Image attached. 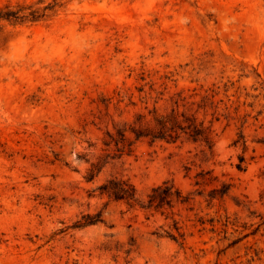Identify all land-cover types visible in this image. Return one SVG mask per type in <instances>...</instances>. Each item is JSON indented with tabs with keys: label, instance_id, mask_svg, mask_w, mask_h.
I'll use <instances>...</instances> for the list:
<instances>
[{
	"label": "rangeland",
	"instance_id": "1",
	"mask_svg": "<svg viewBox=\"0 0 264 264\" xmlns=\"http://www.w3.org/2000/svg\"><path fill=\"white\" fill-rule=\"evenodd\" d=\"M173 110L210 128L211 144L106 145ZM112 176L143 198L169 180L191 200L131 207L94 192ZM0 264H264V0H71L7 23Z\"/></svg>",
	"mask_w": 264,
	"mask_h": 264
},
{
	"label": "trees",
	"instance_id": "2",
	"mask_svg": "<svg viewBox=\"0 0 264 264\" xmlns=\"http://www.w3.org/2000/svg\"><path fill=\"white\" fill-rule=\"evenodd\" d=\"M69 1L71 0H52L51 2L38 0L32 3L14 6L7 4L0 7V31L7 23L18 25L48 20ZM143 119L144 117H139L129 129L118 128L116 134L108 133L111 140L106 142V145L110 147L114 143L117 155H122L125 152H133L135 142L140 139L176 143L187 135L196 141L204 140L211 144L210 128L205 127L203 122L199 123L195 115H188L187 112L179 114L173 110L168 116L156 118L153 126L146 125ZM127 133L133 134L135 138L132 140ZM243 162L244 158L241 157L238 164L240 170H243ZM103 168L104 165H95L87 178L94 180ZM97 191L100 195L108 196L110 199L125 201L131 207L138 206L146 211H161L163 214L171 212L176 204H186L191 200L189 195H184L169 180L153 187L146 198L141 197L131 180L123 176H112L94 190V192ZM92 221L96 222L98 218ZM179 236L183 238L184 234L179 233ZM171 237L174 240L180 239L177 235H171Z\"/></svg>",
	"mask_w": 264,
	"mask_h": 264
}]
</instances>
